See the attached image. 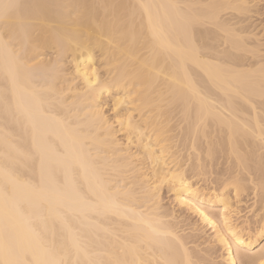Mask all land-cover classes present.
<instances>
[{"label": "bare ground", "instance_id": "obj_1", "mask_svg": "<svg viewBox=\"0 0 264 264\" xmlns=\"http://www.w3.org/2000/svg\"><path fill=\"white\" fill-rule=\"evenodd\" d=\"M261 1L0 0V264H264Z\"/></svg>", "mask_w": 264, "mask_h": 264}, {"label": "rangeland", "instance_id": "obj_2", "mask_svg": "<svg viewBox=\"0 0 264 264\" xmlns=\"http://www.w3.org/2000/svg\"><path fill=\"white\" fill-rule=\"evenodd\" d=\"M259 1H261V0H259ZM263 1V0H262ZM261 1V2H262ZM262 7H264V3L262 4ZM263 12H264V9L262 10ZM263 16H264V14H262ZM260 16L261 17V19L263 20L264 19V17L263 16ZM263 17V18H262ZM264 21V20H263ZM111 105V103H109V106L107 107L106 106V111H107V114H108V117L110 118L111 117V119L113 118V121H114V117H115V112L112 110L113 108L110 106ZM115 113V114H114ZM114 114V115H113ZM165 192V191H164ZM164 192H162V196H163V198H164V202L167 204V205H173L177 210L176 211H178V214L179 215H185L186 217H187V215H188V213H187V211L185 210V209H183V208H180L179 206H177V204H175L174 202H173V194L172 193H164ZM171 198H172V200H171ZM242 208H245V206H243ZM246 212V211H245ZM245 212H243V213H241L240 215H242V216H244V214H245ZM189 216V215H188ZM194 217V218H193ZM192 218V219H191ZM188 220H190L192 223L194 222V223H196V224H198L199 223V219H198V217H196V216H189V219ZM198 222V223H197ZM205 230V231H204ZM204 230H203V234H204V236H205V238H208V239H210L211 241H213V232H212V230L211 229H209L208 227H206V228H204ZM211 236V237H210ZM221 246L219 245L218 246V244L217 243H215V250H214V253L216 254V255H214V257H215V260L217 261V263H222V264H224V262H223V258H222V255H224V251H222L223 249H221ZM220 253V254H219Z\"/></svg>", "mask_w": 264, "mask_h": 264}]
</instances>
